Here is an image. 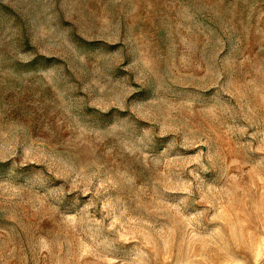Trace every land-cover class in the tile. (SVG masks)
Listing matches in <instances>:
<instances>
[{
    "label": "rangeland",
    "instance_id": "374dc122",
    "mask_svg": "<svg viewBox=\"0 0 264 264\" xmlns=\"http://www.w3.org/2000/svg\"><path fill=\"white\" fill-rule=\"evenodd\" d=\"M0 264H264V0H0Z\"/></svg>",
    "mask_w": 264,
    "mask_h": 264
}]
</instances>
